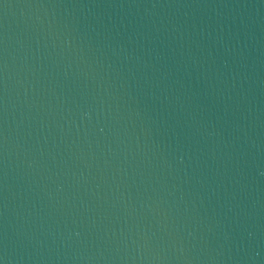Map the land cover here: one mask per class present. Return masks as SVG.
Returning a JSON list of instances; mask_svg holds the SVG:
<instances>
[{"label": "water", "instance_id": "1", "mask_svg": "<svg viewBox=\"0 0 264 264\" xmlns=\"http://www.w3.org/2000/svg\"><path fill=\"white\" fill-rule=\"evenodd\" d=\"M0 264H264V0H0Z\"/></svg>", "mask_w": 264, "mask_h": 264}]
</instances>
